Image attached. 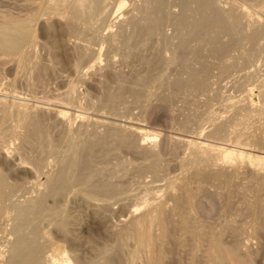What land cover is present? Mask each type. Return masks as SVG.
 Segmentation results:
<instances>
[{"label": "rangeland", "instance_id": "374dc122", "mask_svg": "<svg viewBox=\"0 0 264 264\" xmlns=\"http://www.w3.org/2000/svg\"><path fill=\"white\" fill-rule=\"evenodd\" d=\"M54 1L0 0V264H264V0Z\"/></svg>", "mask_w": 264, "mask_h": 264}, {"label": "bare ground", "instance_id": "6f19581e", "mask_svg": "<svg viewBox=\"0 0 264 264\" xmlns=\"http://www.w3.org/2000/svg\"><path fill=\"white\" fill-rule=\"evenodd\" d=\"M55 3H56V1H54ZM51 3H53V1H51ZM56 5V7L59 9V10H63V9H65V8H67V7H69V6H71V9H68V12L71 10V16L72 17H74L75 18V16H78V17H81L82 16V13H83V10H85V6H89V1L88 2H86L85 0H57V3L56 4H53V6H55ZM91 5V4H90ZM55 8V7H54ZM90 9V8H89ZM55 11V10H54ZM61 13V12H60ZM60 13H57V14H60ZM77 17V18H78ZM237 18V17H236ZM81 19V18H80ZM58 20V19H57ZM70 22H73V21H70ZM70 22H68V24L67 25H69V23ZM68 27H70V26H68ZM153 27V26H152ZM154 28V27H153ZM4 29V28H3ZM217 29V28H216ZM152 30V29H151ZM151 30H149L148 29V31L147 32H149V31H151ZM8 31H11V30H9V29H4V30H2V31H0V34L2 33L3 34V32H8ZM149 33H151V32H149ZM8 34V33H7ZM10 34V33H9ZM147 34V33H146ZM4 36H5V33L3 34ZM3 35H1V38H0V44H1V46H2V48L3 49H5V51H9V50H14V49H16V46H17V41H15L14 39L13 40H9V38L7 37L8 35H6V38H8V40L5 38V37H3ZM11 37H13V36H11ZM10 37V38H11ZM20 37V36H19ZM22 37V36H21ZM200 37V36H199ZM17 38V37H16ZM15 38V39H16ZM19 39V38H18ZM17 39V40H18ZM113 42V41H112ZM46 50V49H45ZM177 56V55H176ZM90 67V66H89ZM24 68V67H23ZM22 71V70H21ZM164 83V82H163ZM195 83V82H194ZM197 83V82H196ZM30 90V89H29ZM1 91V90H0ZM114 99V98H113ZM110 102H111V100H110ZM21 105V104H20ZM22 106H24V104H22ZM14 111V110H13ZM7 112H9V111H7ZM24 112V111H23ZM13 113V112H12ZM11 113V114H12ZM19 113V112H18ZM26 113V112H25ZM246 113H248V112H246ZM7 114V113H6ZM10 114V113H9ZM19 115V114H18ZM22 115V114H21ZM20 115V116H21ZM259 115V114H258ZM251 116V115H250ZM29 117H31L30 115H29ZM252 117V116H251ZM23 119V118H22ZM25 120H26V122L30 119H26V118H24ZM34 120H31L30 119V123H31V125L33 126V125H37V124H32V122H33ZM28 125H30V124H28ZM37 127V126H36ZM30 128H31V126H30ZM39 130H40V128H39ZM32 131V130H31ZM34 131V130H33ZM32 131V132H33ZM40 131H42V130H40ZM140 132V131H139ZM218 132V131H217ZM37 133H40L39 131H38V129H37ZM141 133V132H140ZM32 134V133H31ZM142 134H143V132H142ZM141 134V135H142ZM34 135V134H33ZM36 135V134H35ZM130 135V134H129ZM135 135V134H134ZM133 135V136H134ZM136 137V136H135ZM139 137V136H138ZM150 138V135H146L144 138H142L141 139V147H142V145H144L145 144V142H148L147 140ZM132 139V138H131ZM247 140V139H246ZM129 141H130V139H129ZM248 141H249V139H248ZM129 144H133L132 142L130 143L129 142ZM47 145H48V143H47ZM49 146H46V149L48 148ZM40 149V148H39ZM45 149V148H44ZM49 149V148H48ZM42 150H43V147H42ZM44 151V150H43ZM152 151V150H151ZM156 151V150H155ZM45 152V151H44ZM46 152H47V150H46ZM149 153H152V152H149ZM154 154L155 153H152V155H150V157L152 158L153 156H154ZM156 155V154H155ZM147 156H148V153H147ZM148 159H151V158H149V156L147 157ZM153 159V158H152ZM39 160V159H38ZM38 163V162H37ZM36 164V163H35ZM40 164V163H39ZM38 166V165H37ZM36 166V167H37ZM32 168H34V167H32ZM35 169V168H34ZM40 169V168H39ZM36 171V170H35ZM38 171V170H37ZM1 176H0V201H2L3 199V195H2V191H4V190H2V189H4L5 187V185H4V177L2 176V174H0ZM4 187V188H3ZM2 190V191H1ZM154 190V189H153ZM44 194V193H43ZM4 195H5V193H4ZM7 197V196H6ZM5 197V198H6ZM7 199V198H6ZM40 199V198H39ZM42 199H43V197H42ZM183 199V198H182ZM40 201H41V199H40ZM39 201V202H40ZM144 201V200H143ZM177 201V200H176ZM2 203L3 204H5V202H1V204H0V206L2 205ZM183 203V202H182ZM188 203V202H187ZM142 204L144 205V204H147L146 202H142ZM40 205H41V202H40ZM187 205V204H186ZM196 204H194V206H195ZM4 206V205H3ZM3 206H1L0 207V211H1V208L3 209ZM32 206H34V205H32ZM36 206H39V205H36L35 204V207ZM136 206V205H135ZM24 208V207H23ZM26 208V207H25ZM33 209V208H32ZM136 209L137 208H134V211H136ZM197 209V208H196ZM23 210V209H22ZM26 210H27V208H26ZM36 210H38V209H36ZM20 211V210H19ZM28 211V210H27ZM134 211H130V214L132 215V213H134ZM31 212V211H30ZM137 212V211H136ZM19 213H22L23 215H24V211H20ZM26 213V212H25ZM21 214V215H22ZM26 215V214H25ZM129 215V214H128ZM163 216V215H162ZM159 217V213H158V210L157 209H154L152 212H151V214H150V216H149V218H148V220H147V222H146V220L145 221H143L142 219H135L134 220V222H133V227H134V230L133 231H135V234H136V237H137V239H138V241H140V240H142V239H144V237H142L141 236V232L143 233V236H145V238L146 237H148V235H149V233H150V231H153V230H151V228H153V223L157 220V218ZM159 220V219H158ZM124 222V221H123ZM194 224V223H193ZM164 225H166V224H164ZM190 225V224H189ZM146 226H147V229L145 230V228H146ZM188 226V225H187ZM194 226V225H193ZM165 228V227H164ZM187 228V227H186ZM165 229H167V228H165ZM188 229V228H187ZM195 229H196V227H195ZM129 230V229H128ZM130 231H132V230H129V232ZM128 232V233H129ZM195 232V231H194ZM153 236V235H152ZM23 237V236H22ZM195 237V236H194ZM21 238V237H20ZM154 238V237H153ZM165 238V237H164ZM21 240H23V239H21ZM156 243V242H155ZM16 245H19V244H16ZM23 245V244H22ZM25 246H26V243H25ZM21 247V246H20ZM23 247V246H22ZM25 248H27V246L25 247ZM30 248V247H29ZM32 248V247H31ZM16 249V248H15ZM239 249V248H238ZM18 250V249H17ZM28 250H30V249H28ZM24 251V250H23ZM235 251H236V247H233V246H231V247H229V248H222L221 247V245L220 244H218L217 242H212L211 243V245H210V247H209V251L207 252V257H208V260H209V262L211 263V264H222V263H227V262H231V261H235L236 262V264H249V261L247 260V259H243V260H241V258L239 257V256H237V255H235ZM24 252H26V251H24ZM15 253H16V251H15ZM27 253V252H26ZM29 253V252H28ZM61 253V252H60ZM158 253V252H157ZM156 253V254H157ZM21 254V253H20ZM35 254V253H34ZM55 253H54V251L52 252L51 251V254H48L47 256H46V264H71L72 262L68 259V258H65L64 260H62L61 262H59V260L56 258V256L54 255ZM156 254H154V255H156ZM17 255V254H16ZM25 255V254H24ZM33 255V254H32ZM32 255H30V256H28V258H25L23 255L22 256H18L19 258L18 259H16V258H13V259H15L14 260V262L15 263H17V264H34V261H36V259L33 261V259H31L32 257ZM153 255V256H154ZM36 256V255H35ZM24 257V258H23ZM31 257V258H30ZM155 257V256H154ZM33 258H34V256H33ZM142 258V257H141ZM245 258V257H244ZM12 259V258H11ZM11 259H9V260H11ZM63 259V258H62ZM207 260V261H208ZM37 262V261H36ZM155 262V261H154ZM11 263V262H10ZM8 264V263H7ZM35 264H37V263H35Z\"/></svg>", "mask_w": 264, "mask_h": 264}]
</instances>
